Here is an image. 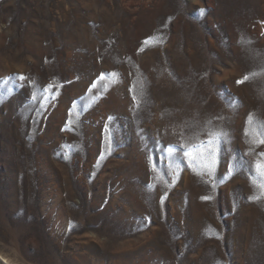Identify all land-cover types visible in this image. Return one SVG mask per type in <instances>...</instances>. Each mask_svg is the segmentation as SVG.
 I'll return each mask as SVG.
<instances>
[{"label":"rangeland","instance_id":"obj_1","mask_svg":"<svg viewBox=\"0 0 264 264\" xmlns=\"http://www.w3.org/2000/svg\"><path fill=\"white\" fill-rule=\"evenodd\" d=\"M261 122L264 0H0V260L264 264Z\"/></svg>","mask_w":264,"mask_h":264},{"label":"snow or ice","instance_id":"obj_2","mask_svg":"<svg viewBox=\"0 0 264 264\" xmlns=\"http://www.w3.org/2000/svg\"><path fill=\"white\" fill-rule=\"evenodd\" d=\"M203 12L204 10H200ZM255 75V73L251 74ZM250 78L249 75H246L243 80L238 81V83H243L245 80H248ZM21 80L25 79L23 76L20 77ZM254 119L253 114H249L248 122L251 123ZM260 128L264 129V122L260 123ZM217 138L220 137L222 134L221 133H216L214 134ZM245 135H248V130H245ZM214 143V140L210 139L207 141V144L211 146ZM258 143H264V138H261L258 140ZM203 145L202 144H197L193 146V150H199ZM169 151H173L171 148ZM215 152V149H212V152L209 153V155H212ZM188 155H191V153H186ZM261 157H264V153L259 154ZM251 181L255 187H259L262 191H264V160H257L254 164L253 168V174L251 175ZM250 199H259V196H253L250 197Z\"/></svg>","mask_w":264,"mask_h":264},{"label":"bare ground","instance_id":"obj_3","mask_svg":"<svg viewBox=\"0 0 264 264\" xmlns=\"http://www.w3.org/2000/svg\"><path fill=\"white\" fill-rule=\"evenodd\" d=\"M0 262H1L0 264H11L9 260L5 258L4 256H2V259L0 260Z\"/></svg>","mask_w":264,"mask_h":264}]
</instances>
